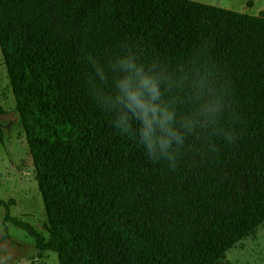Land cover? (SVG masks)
<instances>
[{"label":"trees","instance_id":"obj_1","mask_svg":"<svg viewBox=\"0 0 264 264\" xmlns=\"http://www.w3.org/2000/svg\"><path fill=\"white\" fill-rule=\"evenodd\" d=\"M0 52L47 236L11 215L13 199L0 198L2 222L33 238L36 256L232 264L227 250L264 222V10L196 0H0ZM129 54L163 76L160 103L174 109L183 135L173 161L150 156L139 121L121 131L116 109L99 99L115 95L116 61ZM201 75L203 94L194 88ZM208 96L219 97L217 123L185 131L182 119Z\"/></svg>","mask_w":264,"mask_h":264},{"label":"rangeland","instance_id":"obj_2","mask_svg":"<svg viewBox=\"0 0 264 264\" xmlns=\"http://www.w3.org/2000/svg\"><path fill=\"white\" fill-rule=\"evenodd\" d=\"M196 1L249 14L264 10V0ZM0 109V125L3 130V141L0 143V198L13 199L11 215L29 222L37 231L47 236V219L34 176L33 161L15 108L1 52ZM3 213V207L0 206V264H59L55 252L46 251L41 257L36 256L33 238L9 222L4 224ZM225 258L232 264H264V222L253 235L241 239L228 249Z\"/></svg>","mask_w":264,"mask_h":264},{"label":"clouds","instance_id":"obj_3","mask_svg":"<svg viewBox=\"0 0 264 264\" xmlns=\"http://www.w3.org/2000/svg\"><path fill=\"white\" fill-rule=\"evenodd\" d=\"M116 65L123 74L115 82V95L101 94L100 101L116 109L115 124L121 131H128L130 120L139 121L141 142L150 156L173 161V145L179 148L183 143V135L177 129L174 109L160 103L163 76L156 72L146 73L134 63L130 54L118 58ZM164 71L159 70L160 73ZM95 74L103 85L106 82L103 67L96 65ZM205 79L201 75L194 82L195 90L201 94ZM220 107L218 96H208L191 116L182 119L184 130L191 131L198 123L216 124Z\"/></svg>","mask_w":264,"mask_h":264},{"label":"crops","instance_id":"obj_4","mask_svg":"<svg viewBox=\"0 0 264 264\" xmlns=\"http://www.w3.org/2000/svg\"><path fill=\"white\" fill-rule=\"evenodd\" d=\"M261 11V10H260ZM241 12H243V11H241Z\"/></svg>","mask_w":264,"mask_h":264}]
</instances>
